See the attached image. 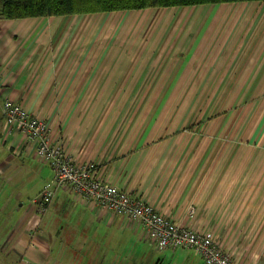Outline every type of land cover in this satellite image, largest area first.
Segmentation results:
<instances>
[{
	"label": "crops",
	"instance_id": "crops-1",
	"mask_svg": "<svg viewBox=\"0 0 264 264\" xmlns=\"http://www.w3.org/2000/svg\"><path fill=\"white\" fill-rule=\"evenodd\" d=\"M258 3L190 6L208 8V16L195 14L203 19L195 24L214 28L212 7L229 5L221 20L222 44L215 47L219 40L214 38L210 46H194L190 51L162 50L157 59L152 55L158 52L150 49L118 53L103 41L111 42L113 33L98 45L102 36L93 27L110 13L0 18V215L9 199H14L11 207L17 215L0 229V245L10 246L14 256L31 264H203L193 250L157 248L128 219L83 207L69 190L56 192L49 215L37 230L34 200L50 180L51 170L1 116L3 102L10 99L43 119L49 141L61 143L77 163H96L102 177L173 221L211 230L236 264H264V2ZM254 4L258 9L252 16ZM177 8L182 7L159 10L163 14ZM232 12H237L234 20ZM243 28H254L252 37L245 34L248 42L257 37L253 42L263 43L243 48L245 35L234 40ZM235 41L239 45L231 47ZM187 68L193 75L187 76L191 86L253 87L252 108L238 115L236 123L234 117L230 126L238 135L236 148L224 153L232 148L225 142L221 156H214L209 143L199 155L189 156L180 134L164 126L163 111L157 124L138 129L133 142L127 113L123 118L118 107L101 108L107 101L148 102L149 88L139 85L164 80L160 70ZM120 82L122 87L115 93ZM97 102L101 104L84 113L81 103ZM188 146L184 145L186 150ZM250 151L253 157L246 160ZM36 183L31 202L18 204ZM191 206L193 218L187 216ZM51 207L57 211L50 213Z\"/></svg>",
	"mask_w": 264,
	"mask_h": 264
},
{
	"label": "rangeland",
	"instance_id": "rangeland-1",
	"mask_svg": "<svg viewBox=\"0 0 264 264\" xmlns=\"http://www.w3.org/2000/svg\"><path fill=\"white\" fill-rule=\"evenodd\" d=\"M261 3L259 2L258 4ZM228 4L232 5L234 3ZM262 5H264V3H262ZM227 6H217L218 8L211 6L214 11V17H216V20H213L214 28L212 26L213 24L208 25L207 23L206 27H199L195 24L196 21H199L198 24H201L200 22L203 20L197 18L198 16L196 17L195 14L198 13V15L208 16L210 12L208 8L195 10L190 7H182L175 10H167L163 12V14L162 10L159 9L153 11L130 10L112 12L107 17L100 18V21L95 23L93 29H99L102 36V38L98 40V45H101L102 40L107 38L108 33H113L111 42L107 40L103 41L104 44L108 45L109 43L110 48L116 49L118 53H130L131 50L135 53L140 50L143 52L146 49H150L159 53H154L152 55L153 58L157 59L162 50H172L176 48V50L190 51L194 46H210L214 38L219 40L214 44L215 47H219L222 44V39H224H220L219 33H221L223 29L225 30V24L222 23L221 20L227 16L226 13H223L226 11L225 8ZM253 7L254 11L251 8L252 10L249 12L252 16H254L253 13H256L255 11L258 9L255 4ZM236 13L237 12H232L230 14L231 20L235 19ZM262 14L264 13L261 12V15ZM254 19L257 18L254 17ZM110 30L113 32H109ZM253 32L254 28L249 31L243 28L234 40H238L240 35L242 36L245 34H249L250 37H252ZM198 38L199 41L198 44H196ZM243 39L245 41L242 45L243 48H248L253 45L260 46V44L263 43L260 42L261 40L258 41L260 43H256L257 37H253L251 42H248V37L246 35ZM254 39L255 41L253 42ZM235 45H239V42L235 41L230 44L231 47ZM159 73L162 74V77H165L164 80H155L152 85H139L145 90L149 88V97L150 95L152 96L148 102L134 103L132 101H127L124 103L123 101H107L102 104L101 108H105L106 111L111 108L113 111L115 107L116 109L118 107L123 118L127 113L126 120L133 121L128 125L133 127V133L131 134L133 142L136 141L134 139L138 129L144 126H153V123L157 124L158 119L161 117L160 112L163 111L166 113L165 119L167 120V122H164V126L171 127V130L180 134L182 149L185 150L189 156H193L194 153L199 155L203 151L205 143H209V145L213 147L214 156H221L223 154L221 148L225 142V147L232 148L224 149V153L236 148L239 139L236 137L237 134L232 132L230 126H233L232 122L234 117V122L236 123V117L238 115H244L245 110L247 111L252 108V102H254L252 94L253 87L239 85L211 87L191 86L189 85V79L187 77L189 74L192 75L189 68L180 70L166 69L165 71L160 70ZM121 76L122 74L119 75V77ZM169 76L173 79L168 78ZM191 77H193V75ZM121 87V82L116 84L115 93H119ZM174 96L175 98L179 96V99L172 100ZM81 104L84 106L85 113L92 106H98L101 103L97 102L94 105H92L93 103ZM128 114H131L130 118ZM154 117H156V120ZM241 136L243 137V134ZM184 145H189L187 150ZM196 147L198 148L196 149ZM233 151L236 153L237 149ZM251 157H253V151L244 155L246 160H249ZM246 166L247 165H244V168ZM37 188L38 183L31 186L28 192H24V196L18 204L22 203L25 206L28 202H31V198L35 195ZM5 204L4 214L0 215V229L3 225H9L13 222L17 216L15 212H12L13 207H11V205H15L14 199L5 201ZM54 207H51L50 213H55L57 211H54ZM47 211L33 223V225H37V230L41 229ZM34 213L35 215L37 214L36 208ZM5 246L6 245H0V264H20L22 259L14 256L15 254L11 251L10 246ZM54 247L55 245L52 244V248ZM86 264L99 263L88 262Z\"/></svg>",
	"mask_w": 264,
	"mask_h": 264
},
{
	"label": "built area",
	"instance_id": "built-area-1",
	"mask_svg": "<svg viewBox=\"0 0 264 264\" xmlns=\"http://www.w3.org/2000/svg\"><path fill=\"white\" fill-rule=\"evenodd\" d=\"M1 116L6 123L21 134L26 147H33L36 157L49 166L51 178L42 186L34 200L36 218L43 215L56 192L71 191L83 207H93L110 217L120 215L140 227L159 249L184 248L196 252L203 264H236L232 253L211 230L173 221L169 215L156 210L153 205L118 188L102 177L93 162L79 164L59 142H50L48 128L43 119L34 116L20 104L6 99ZM195 215L191 206L189 218ZM20 264H31L22 261Z\"/></svg>",
	"mask_w": 264,
	"mask_h": 264
},
{
	"label": "trees",
	"instance_id": "trees-1",
	"mask_svg": "<svg viewBox=\"0 0 264 264\" xmlns=\"http://www.w3.org/2000/svg\"><path fill=\"white\" fill-rule=\"evenodd\" d=\"M238 2H264V0H0V18L15 20L80 14H108L130 10Z\"/></svg>",
	"mask_w": 264,
	"mask_h": 264
}]
</instances>
